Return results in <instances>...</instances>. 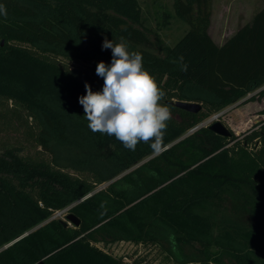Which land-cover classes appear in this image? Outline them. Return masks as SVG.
Listing matches in <instances>:
<instances>
[{
	"label": "trees",
	"instance_id": "obj_1",
	"mask_svg": "<svg viewBox=\"0 0 264 264\" xmlns=\"http://www.w3.org/2000/svg\"><path fill=\"white\" fill-rule=\"evenodd\" d=\"M211 1L174 0V11L163 6L152 26L140 0H0V129L23 135L0 148V264H125L98 245L122 240L167 243L176 257L189 246L203 264H264V228L240 220L241 211L264 217V119L240 139L209 126L188 133L264 86V7L220 45L209 33ZM175 17L189 28L171 45L161 30ZM121 37L166 92L164 145L187 134L151 158L149 144L130 151L92 133L79 103L85 83L102 90L96 66L112 58L104 39ZM82 61L90 66H76ZM178 100L202 107L190 112ZM77 127L90 168L63 167L56 156L54 140L71 148ZM100 162L112 166L99 172ZM226 195L239 205L217 220L212 205ZM69 206L79 225L53 217Z\"/></svg>",
	"mask_w": 264,
	"mask_h": 264
},
{
	"label": "rangeland",
	"instance_id": "obj_2",
	"mask_svg": "<svg viewBox=\"0 0 264 264\" xmlns=\"http://www.w3.org/2000/svg\"><path fill=\"white\" fill-rule=\"evenodd\" d=\"M145 15L148 18L149 24L152 26L156 25V17L157 13L161 12L163 6L173 9L174 0H140ZM264 7V0H212L211 1V24L209 27V33L213 37V39L218 44H223L227 39H229L236 31L250 22L253 18L254 14ZM160 18V16H159ZM188 25L175 17L170 25L161 30V35L164 38L165 42L173 45L188 29ZM62 61H67L64 58H61ZM76 66L86 67L90 66L89 62H80L76 64ZM99 77V76H98ZM264 86L252 91L246 97L242 98L238 102L226 107L222 111L218 113H214L207 119H205L199 126L206 127L213 123L215 120H221L224 125L231 129L238 138H242L245 134L250 132L253 129V125L255 123L260 122L264 119V96L259 94L261 89ZM254 96V98H253ZM218 115V117L212 119L214 115ZM1 126V123H0ZM195 131V130H194ZM191 130L188 133H192ZM83 132L80 130V127L73 128L70 131V140L72 147L66 144V142H61L57 139L54 140V147L56 150V156L58 158L59 164L63 167H83L90 168V162H84L82 160L85 159V152L87 150L84 148L86 142L82 137ZM187 134L176 138L172 143H168L164 145V149H168L174 144L178 143L182 140ZM23 135L14 130L8 129L7 131H1L0 129V148L3 142L15 143L17 141H22ZM211 138V137H210ZM211 140L210 142H213ZM35 149H28V154H35ZM156 155L150 154L149 158L154 157ZM98 156L97 158H100ZM105 158V155L103 156ZM147 158V159H149ZM96 159V157H95ZM94 159V160H95ZM147 159L136 162L135 164L127 167L125 170L120 172L119 174L109 178L104 183L98 185L97 190L106 188L110 183L120 180V178L129 173L136 168L140 167ZM82 163H86V165H82ZM99 172L103 170H107L110 165V162L105 164L104 162H100ZM112 164V163H111ZM123 165V164H122ZM98 166V165H96ZM194 167V166H193ZM192 167V168H193ZM189 170V169H188ZM70 172L74 175H78L75 170L70 169ZM111 175V174H110ZM181 175V174H180ZM178 175V176H180ZM176 176V177H178ZM264 185V184H263ZM92 193H89L87 196H90ZM239 205L238 201L233 200L230 195L224 196L222 199L215 201L212 205L211 212L215 214L217 220H222L228 216H233L234 212ZM66 207L62 210L56 211L53 217L61 218L63 221H67L69 225H73L68 219L67 215L69 214L68 209ZM240 220L243 223H248L251 226L264 228V217H254L247 212H240ZM103 247L106 251L113 254L116 257H122L125 264H203L198 260H193L194 255L196 253L194 248L186 246L183 250L186 255L180 251L177 252V257L173 255L169 251V244L165 243L164 245L157 244H144V243H135L132 241L122 240L116 241L113 243H109L108 245H104L102 243L98 244ZM208 264H217L214 262ZM224 264H228L226 261Z\"/></svg>",
	"mask_w": 264,
	"mask_h": 264
},
{
	"label": "clouds",
	"instance_id": "obj_3",
	"mask_svg": "<svg viewBox=\"0 0 264 264\" xmlns=\"http://www.w3.org/2000/svg\"><path fill=\"white\" fill-rule=\"evenodd\" d=\"M0 14H6L3 5ZM102 48L110 49L112 56L110 64L101 61L96 66V75L104 81L102 90L94 92L85 83L86 95L79 97L87 127L94 134L114 136L127 150L145 143L154 155L161 154L172 119L171 108L162 103L165 90L145 69L142 54L129 50L124 37L115 43L105 38ZM180 61L181 71H187L183 57Z\"/></svg>",
	"mask_w": 264,
	"mask_h": 264
},
{
	"label": "water",
	"instance_id": "obj_4",
	"mask_svg": "<svg viewBox=\"0 0 264 264\" xmlns=\"http://www.w3.org/2000/svg\"><path fill=\"white\" fill-rule=\"evenodd\" d=\"M175 106L181 108V109H184V110H187V111H190V112H198L202 105L199 103V102H195V101H184V100H178V101H175L174 102ZM200 128V126H197L195 127L194 129H192V131L196 130ZM209 128L217 133V134H220V135H223V136H230L231 135V131L229 128H227L224 123L217 119L215 120L213 123H211L209 125ZM67 219L71 222V223H74L76 225H79L80 224V219L74 214V213H69L67 215ZM65 224H68L67 221H64ZM21 238V237H19ZM19 238H17L16 240H18ZM16 240H14L13 242H15ZM13 242L7 244L5 247L11 245Z\"/></svg>",
	"mask_w": 264,
	"mask_h": 264
},
{
	"label": "built area",
	"instance_id": "obj_5",
	"mask_svg": "<svg viewBox=\"0 0 264 264\" xmlns=\"http://www.w3.org/2000/svg\"><path fill=\"white\" fill-rule=\"evenodd\" d=\"M215 117L217 118V117H218V115L216 114V115H214V116H213V117H211V118H212V119H214Z\"/></svg>",
	"mask_w": 264,
	"mask_h": 264
}]
</instances>
